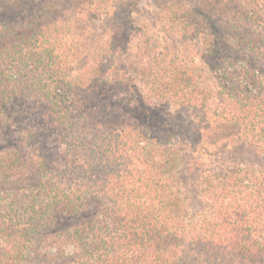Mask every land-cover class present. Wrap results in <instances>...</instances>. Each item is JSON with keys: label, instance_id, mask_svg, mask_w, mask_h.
<instances>
[{"label": "trees", "instance_id": "obj_1", "mask_svg": "<svg viewBox=\"0 0 264 264\" xmlns=\"http://www.w3.org/2000/svg\"><path fill=\"white\" fill-rule=\"evenodd\" d=\"M39 1L0 0V264H264V0Z\"/></svg>", "mask_w": 264, "mask_h": 264}, {"label": "rangeland", "instance_id": "obj_2", "mask_svg": "<svg viewBox=\"0 0 264 264\" xmlns=\"http://www.w3.org/2000/svg\"><path fill=\"white\" fill-rule=\"evenodd\" d=\"M116 1H117V3L118 4H120V0H114V4H116ZM185 1V0H184ZM223 2H225L226 4H227V2L228 3H230V5H233V6H235V5H238L240 2H239V0H223ZM42 3V0L41 1H39L38 2V4L37 5H35V7L38 9V8H40L41 7V5L43 4H41ZM148 3L147 2H145V1H141V3H140V7H141V12H140V14H136V16L138 17V20L137 21H142V22H145V23H147V24H151L152 23V16H154L153 14L154 13H163V12H165V10L166 9H171L172 7H171V5H166V7H164L165 5H160L158 8H155L154 7V4H153V2H150V0H149V4L147 5ZM162 4H164V3H162ZM168 4V3H167ZM35 8V9H36ZM263 11L262 12H260V14H264V8L262 7L261 8ZM119 17H121V16H123V12H122V14H120V15H118ZM132 16H135V14H132ZM158 17H161V15H158ZM76 21V20H75ZM75 27L79 30V31H82V35H83V37H86V36H88V33L85 31V29H88L89 27H87L86 25H84L83 23H80V22H77V23H75ZM210 29V28H209ZM157 33H159L160 34V32H157ZM84 35H86V36H84ZM162 35V34H161ZM161 35H158L157 37H158V47H164V48H166L167 50H170L171 49V42H169V41H164V42H162V43H160V39H161ZM156 44V45H157ZM178 47V46H177ZM161 52V50H159V49H157L156 50V53L158 54V53H160ZM179 60H181V58H179L178 59V61ZM161 66H163L164 68H166L167 66H166V63H163ZM151 68V67H150ZM167 71H169V70H167ZM196 73L197 74V72H198V70L196 71L195 69H194V71H193V73ZM192 73V72H191ZM103 94H104V97H105V93L103 92ZM107 94V93H106ZM123 97H124V99H125V96H126V93L124 94V95H122ZM121 96V97H122ZM120 97V98H121ZM105 99H107L106 97H105ZM129 101L128 100H124L123 102H121V104H126V105H128L130 108V110L132 109V108H134V106H135V112L137 113V114H141L140 113V111L139 110H137V102H135L134 103V105H129ZM129 110V111H130ZM132 111V110H131ZM156 121H159V119H157V116H155L154 118H151V123L152 124H155L156 123ZM23 123H25V124H27V122L26 121H20V122H18V124H17V127L18 128H21V127H23L24 125H23ZM175 129L172 127V125H170V127L168 128V131L169 132H173ZM186 131H184V133H185ZM161 133V132H160ZM160 133H157V134H160ZM163 134V133H162ZM190 134H192V132L190 131V133H189V135ZM176 144H177V138H174L173 137V139H172V145L173 146H176ZM37 149H38V151H39V153L40 154H42V155H44V158H46L47 160H49V161H51L52 160V158H55L57 155H58V151H57V149H56V146L54 145V143H53V141H52V136H50V135H48V134H40V136H39V138H38V142L37 143H35V145H34ZM56 247H53V246H51V247H49L48 249H47V251H46V254H48L49 256H54L55 254H56V249H55ZM73 251V249H72V247H70V246H67L66 248H65V253L66 254H71V252Z\"/></svg>", "mask_w": 264, "mask_h": 264}]
</instances>
